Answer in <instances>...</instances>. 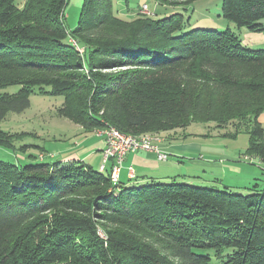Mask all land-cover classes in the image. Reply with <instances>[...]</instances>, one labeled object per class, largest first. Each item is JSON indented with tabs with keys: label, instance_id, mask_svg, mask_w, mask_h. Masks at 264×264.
<instances>
[{
	"label": "trees",
	"instance_id": "16d2710c",
	"mask_svg": "<svg viewBox=\"0 0 264 264\" xmlns=\"http://www.w3.org/2000/svg\"><path fill=\"white\" fill-rule=\"evenodd\" d=\"M152 1L154 16L142 11L148 3L122 14L116 0H83L69 28V0H0V88L21 86L0 93V121L34 93L63 96L58 115L87 132L162 137L214 122L234 136L247 128L246 154L264 160V48L242 40L243 30L264 32V0H222L240 35L156 7L197 0ZM24 134L0 130V146L17 150ZM50 156L0 160V264H211L198 250L222 264H264L259 183L247 194L175 179L129 186L111 180L112 160L100 171Z\"/></svg>",
	"mask_w": 264,
	"mask_h": 264
},
{
	"label": "rangeland",
	"instance_id": "374dc122",
	"mask_svg": "<svg viewBox=\"0 0 264 264\" xmlns=\"http://www.w3.org/2000/svg\"><path fill=\"white\" fill-rule=\"evenodd\" d=\"M22 1L17 0V3H21ZM143 3H148V6L151 8L155 7L152 0H128V3L127 0H116V9L120 13L125 14L127 6L135 9ZM82 4L83 0H69L65 18V24L69 28H74L78 24ZM156 7L159 9H164L165 7L166 15H170L173 12H183L186 17L191 16L192 22L196 27H214L218 28V30H224L230 25L234 31L239 35L241 34V28L221 16L222 0H197L193 4L186 6L160 5ZM146 13V15L154 16L151 11ZM138 14V12H135L134 15L137 16ZM262 22L264 23V20ZM245 31L243 30L242 33L244 34ZM255 35L259 36L256 38ZM247 37L251 42L256 40V42L252 43V46H249L250 48H264V32H253L251 36ZM20 87V85H11L6 88H0V93H15ZM30 98L31 105L28 109L22 113L10 112L5 119L0 121V130L11 133H25L23 136H20L23 138L15 143L17 150L0 146V160L18 165L28 164L36 160L41 162L43 161L42 157L50 156L49 152L51 154H56L57 151L60 153L62 151L61 146L65 143L69 142L72 144L74 139L83 137V135L68 137L71 136V130L79 126L71 120L58 115V109L64 101L63 96L34 93ZM229 132L234 133L233 126L221 129L214 122H193L186 128L178 129L176 133H164L162 138L166 143L180 145L186 143V145L191 144V147L184 150L176 149L180 154L175 153L179 155H170V160L177 162L178 167L176 169L164 168L162 172L169 174V177L165 176L159 181L172 182L171 180L175 179L177 182L193 183L196 186L214 185L219 189L224 188L225 185L230 187L244 186L243 189H239V187H235L234 189L236 191L243 190V194L249 193V190H245L244 188L252 187L255 183H259V187L264 188V160L246 154L250 141V133L247 128H243L236 136L226 134ZM23 145H26L24 149H20ZM43 147L48 152H45ZM31 155H34L36 158H32ZM201 155H205L206 159L213 161L214 169H209L208 171L202 170L204 166L201 163L191 162V158H189V156H198L200 158ZM221 156L238 158H227L226 161H220ZM218 165L224 168H218ZM206 168L212 167L206 166ZM184 174L194 176V181ZM171 176L174 177L170 178ZM201 178L205 181H199ZM216 178L221 179L223 184L215 182ZM198 251L209 253L212 257L211 264H222V259L217 257L213 250Z\"/></svg>",
	"mask_w": 264,
	"mask_h": 264
},
{
	"label": "crops",
	"instance_id": "0c3cea01",
	"mask_svg": "<svg viewBox=\"0 0 264 264\" xmlns=\"http://www.w3.org/2000/svg\"><path fill=\"white\" fill-rule=\"evenodd\" d=\"M144 4V3H143ZM253 32L245 31L244 34L242 33V40L244 44L248 46H252V43L254 42L249 41L247 36H251ZM246 35V37H244ZM259 35H255L257 38ZM259 120L264 125V113H262L259 117ZM78 125V124H76ZM79 127H76L71 130V136L68 137H78V135H83V137L74 139L72 144L67 142L63 146H61L62 151L59 153L57 151L56 154H51V157L53 160L60 159L63 163H69L73 161H82L87 164H91L94 168L100 170V166L103 163L104 159V149H105V142L104 139L97 136L95 131L87 132L85 131L80 125ZM88 134V135H86ZM57 137V136H54ZM161 147L164 151H167L170 155H174L175 153H179L176 149H188L191 147V144L186 145L184 144H173V143H166L164 140L161 143ZM42 148V147H41ZM45 152H48L43 147ZM198 149V148H197ZM50 153V152H49ZM180 154V153H179ZM175 154V155H179ZM188 155V154H185ZM168 157L167 160H160L157 156V153L152 151H145V150H139L136 152H129L123 161L122 168L120 171V182L125 183L126 185H142L149 182H152L154 180H160L162 178L169 177V174H164L162 171L164 168H174L178 167V163L170 160ZM180 158V157H177ZM177 158H175L177 160ZM191 162H198L201 163V165L204 166L202 170H209L214 169V164L211 159H206L205 155H201L200 158L198 156L192 157ZM227 158L231 159H237L235 157L230 156H221L220 161H226ZM215 162V161H214ZM110 162L107 165V168L110 166ZM206 166H210L212 168H206ZM216 166V165H215ZM218 168H224L223 166H217ZM130 168L134 171V177H131L130 175ZM215 171V170H214ZM172 174V173H170ZM186 177H189L193 180L192 175L184 174ZM174 176H171L172 178ZM210 180V179H209ZM208 180V181H209ZM199 181H205L203 178ZM233 187H239V189H243L244 186H233ZM245 189V188H244ZM243 191V190H240Z\"/></svg>",
	"mask_w": 264,
	"mask_h": 264
},
{
	"label": "built area",
	"instance_id": "2783aa9c",
	"mask_svg": "<svg viewBox=\"0 0 264 264\" xmlns=\"http://www.w3.org/2000/svg\"><path fill=\"white\" fill-rule=\"evenodd\" d=\"M144 13L150 12L148 5L142 8ZM96 135L103 138L105 142L104 159L100 166V171L107 168L108 163L113 161V168L111 172V180L117 184L120 182V171L125 156L129 152H136L139 150L152 151L157 153L160 160H167L169 153L164 151L161 147L163 138L160 135L146 133L135 135L124 133L114 126L107 125L95 131ZM130 175L134 177V171L130 168Z\"/></svg>",
	"mask_w": 264,
	"mask_h": 264
}]
</instances>
